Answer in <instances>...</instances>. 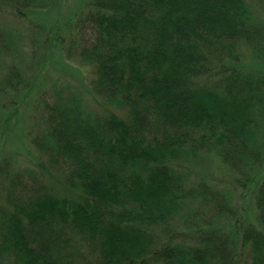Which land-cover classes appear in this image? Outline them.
Listing matches in <instances>:
<instances>
[{
    "label": "trees",
    "instance_id": "1",
    "mask_svg": "<svg viewBox=\"0 0 264 264\" xmlns=\"http://www.w3.org/2000/svg\"><path fill=\"white\" fill-rule=\"evenodd\" d=\"M253 1L84 0L67 54L90 67L103 115L78 87L39 90L38 169L0 160V264H264V73L240 66L244 47L264 63ZM56 4L0 0V14ZM3 83L32 91L13 65ZM204 153L252 195L254 221L218 226L233 223L229 198L187 186L180 160Z\"/></svg>",
    "mask_w": 264,
    "mask_h": 264
},
{
    "label": "rangeland",
    "instance_id": "2",
    "mask_svg": "<svg viewBox=\"0 0 264 264\" xmlns=\"http://www.w3.org/2000/svg\"><path fill=\"white\" fill-rule=\"evenodd\" d=\"M82 7L84 0H57L53 8L29 12L25 18L16 16L14 11L0 14V31L8 36L7 40H10L12 47L10 53L5 52L0 57V114L5 125L1 132L3 136L0 137V160L11 158L15 168L37 170L40 164V156L28 140V133L33 125L34 103L42 91L40 89L69 84L78 87L90 102L91 111L103 115L101 107L98 108V104L92 101L95 98L89 92L90 67L82 65L79 57L69 58L67 54L69 28L75 23ZM251 7L255 18L264 21V5L253 1ZM242 56L240 66L264 73V63L257 62L245 47ZM41 57L43 60L40 64ZM12 65L24 72L31 93L24 90L17 95L10 89L5 90L7 86L3 81ZM11 102H16L15 106H10ZM179 164L186 170L188 187H198L204 183L220 189L229 198L235 213L233 223H220L218 226H227L226 230H232L235 229L234 222L237 219L254 221L252 195L245 196L237 188L236 176L213 154L204 153L183 158ZM263 167L264 163L259 172L263 171ZM50 179L54 186V177ZM56 187L61 192V188ZM177 230L182 232L180 240H190L188 236L191 230L187 226L180 224Z\"/></svg>",
    "mask_w": 264,
    "mask_h": 264
}]
</instances>
